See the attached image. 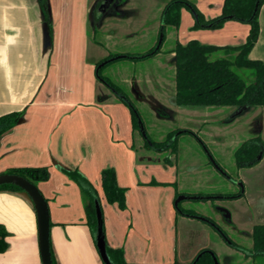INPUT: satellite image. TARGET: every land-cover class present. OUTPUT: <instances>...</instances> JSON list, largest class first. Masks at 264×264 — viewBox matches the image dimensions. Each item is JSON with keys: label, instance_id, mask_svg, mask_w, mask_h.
<instances>
[{"label": "crops", "instance_id": "obj_1", "mask_svg": "<svg viewBox=\"0 0 264 264\" xmlns=\"http://www.w3.org/2000/svg\"><path fill=\"white\" fill-rule=\"evenodd\" d=\"M49 1L50 46L39 0H0V117L22 114L0 136V174L16 168L47 169L48 178L37 186L49 204L57 264H105L88 223L84 194L65 169L78 171L96 189L107 244L121 249L127 264L190 262L213 243L206 225L192 227L194 218H199L180 215L175 200L192 175L202 170L194 163L181 168L177 162L139 156L130 107L111 88L107 89L111 94L107 93L97 78L102 51L92 42L91 25L94 28L93 8L101 0ZM190 1L208 19L222 13L224 0ZM259 23V39L249 57L264 61V4ZM218 30L205 32L207 36L217 32L216 37H192L202 44L238 46L246 41L250 25L228 20ZM113 35L109 32L105 37L107 49L114 42ZM188 41L176 39L175 43ZM173 49L169 53L174 57ZM180 107L195 110V116L205 118V123L229 109L234 118L226 119L225 126L233 124L237 115L254 110L248 123L264 143V106L249 107L240 114V107L235 106ZM105 168H114L118 184L127 190L125 209L107 201L102 185ZM240 170L246 174L240 175L244 191L235 199L239 205L235 214L230 212V220L236 217L240 236L251 240L252 249L253 227L264 224V154L258 163ZM0 223L9 232L0 264H43L37 214L24 193L0 190ZM241 250L233 248L238 262L226 264L251 262L247 255L251 250Z\"/></svg>", "mask_w": 264, "mask_h": 264}, {"label": "rangeland", "instance_id": "obj_2", "mask_svg": "<svg viewBox=\"0 0 264 264\" xmlns=\"http://www.w3.org/2000/svg\"><path fill=\"white\" fill-rule=\"evenodd\" d=\"M168 1L118 0L105 15L98 17L94 28L91 25L92 42L99 45L102 51L97 63L114 58L117 54L138 57L147 53L159 40L163 27L162 12ZM195 6L208 19L199 6L197 4ZM196 23L193 11L184 6L181 10L179 29L171 25L165 26V41L158 54L146 58L113 60L101 69L102 80L98 76L97 78L103 83L107 93H109L107 89L110 88L109 82L124 92V96L138 110L148 139L156 142L155 148L147 146L141 131L135 129V147L139 156L145 159L159 158L162 161L171 158L170 162H177L181 168L190 167L191 163H194L202 170L199 174L192 175L191 181L186 182L183 194L180 195H197L205 198L183 200L180 202V208L195 217L201 216L209 220L207 223L194 218L191 225L192 227L206 225L213 243L209 249L215 252L220 263L226 264L238 262L235 261L238 255H232L233 248L242 249V253L251 250V240L240 236L236 217L230 220L221 210L223 208L235 214L239 202L235 201L237 198L230 196L244 191V184L240 178L243 172L240 169L243 167L237 163L235 152L250 139H258L262 143L263 141L262 137L255 133L253 124L248 123L254 110L237 115L240 117L233 124L225 126L226 119L234 118L229 109L220 117L217 115L216 119L215 117L206 119L209 122L205 123V118L195 116L193 112L195 110L180 107L175 103V62L169 50L175 47L176 39L182 42L189 38V41L200 42L199 38L192 37L193 34L205 38L209 35L205 32L220 29L199 27ZM109 32L114 34V42L110 43L107 49L105 37ZM216 36L217 32L207 37ZM238 72L248 78L246 69H238ZM104 79L109 81L108 84L103 81ZM198 110L203 111V108L200 107ZM255 121L256 119H253V122ZM170 134H173L171 139ZM176 136L177 140L170 147ZM174 148L176 152L173 151ZM260 153L263 156L264 149ZM179 214L182 215L181 212ZM228 257L233 261H229ZM255 262L264 264V256L256 257Z\"/></svg>", "mask_w": 264, "mask_h": 264}, {"label": "trees", "instance_id": "obj_3", "mask_svg": "<svg viewBox=\"0 0 264 264\" xmlns=\"http://www.w3.org/2000/svg\"><path fill=\"white\" fill-rule=\"evenodd\" d=\"M39 2L44 15L47 45L50 46L53 41L50 1L39 0ZM263 4L264 0H224L222 13L214 18L206 19L190 0H169L166 3L162 12L164 32L166 25H171L175 28L179 27L181 10L184 6L193 11L197 19L196 26L199 27L221 28L228 20H236L250 25L246 41L238 46L202 44L197 40H191L187 44L176 42L172 52L175 53V103L178 106H264V61L252 60L249 57L251 50L259 39V12ZM157 44L141 56L135 57L126 54L122 58L137 59L156 55L161 51L163 43L160 48L156 49ZM118 55L114 56V60L118 59ZM100 63H97L96 67ZM101 69L97 73L99 79H101ZM238 69H246L248 78L240 75ZM103 81L107 82L106 84L109 82L105 79ZM108 86L113 88L117 97L130 107L133 129L140 130V117L136 107L132 103V105H129L120 98V95H124V92L115 85L109 82ZM21 116L20 112H12L1 116L0 136L12 129L19 122ZM172 136L173 134H170L169 139ZM149 140L152 145L147 140H145V144L155 148L157 146L156 142ZM176 140L177 137L174 138L169 146L171 147ZM164 147L166 148L167 146L165 145ZM263 149L264 144L258 139H250L244 142L235 152L237 163L241 167L255 165L261 160L258 157ZM173 151L176 152V149L174 148ZM166 161H170L169 158H166ZM64 172L77 182L84 194L88 223L95 236L97 231L96 201H100L98 193L94 186L78 171L65 169ZM8 173L22 175L35 184L48 178V172L45 168H16L11 169ZM102 185L107 201L110 203L116 202L121 209H125L127 190L118 184L114 168L103 169ZM0 190L21 191L22 189L14 184H4L0 186ZM240 196H242V193L230 196V198H238ZM177 210L182 214L194 216L181 209L180 203ZM8 235V230L0 223V252H4L7 249L6 237ZM252 240L253 247L250 253L247 254L252 257V262L236 264H257L255 258L264 256V224H256L253 227ZM107 250L113 264H127L124 261L121 249H112L107 244ZM51 252L53 263L57 264L52 245ZM213 253H215L213 250L204 248L189 264H216ZM219 264L222 263L219 262Z\"/></svg>", "mask_w": 264, "mask_h": 264}, {"label": "water", "instance_id": "obj_4", "mask_svg": "<svg viewBox=\"0 0 264 264\" xmlns=\"http://www.w3.org/2000/svg\"><path fill=\"white\" fill-rule=\"evenodd\" d=\"M117 1L118 0H101L99 2V5L98 6L96 5V7L93 8V11H92L93 20L96 21L98 17L105 15L113 4L116 5ZM164 37H165L164 27H161L160 37H159L156 49L161 47ZM125 56L126 55H118L117 58L119 59ZM114 59L115 58H111V59H108L100 63L97 67V73L102 67H104L107 63L113 61ZM113 91L115 92L114 89ZM120 98L126 101L129 105H132L129 99L125 97L124 95H120ZM247 108H249V106L240 107L237 114L242 113L243 111L247 110ZM139 124H140V131L144 139L147 140L150 145H152V142L147 137L144 125L140 118H139ZM261 158H262V154L259 155L258 159L260 160ZM4 184H14L20 187L22 190L19 192L24 193L34 205V208L37 214L39 246H40V252H41L43 264H54L53 258H52V252H51V236H50L51 235V216H50V209H49V204H48L47 199L45 198V196L43 195V193L41 192L37 184L33 183L31 180H29L28 178L22 175L13 174V173H2L0 174V186ZM204 198L205 197L203 196H197V195H179L175 200V206L178 207V204L182 202L183 200L204 199ZM221 210L225 212V216L228 219H230L231 214L223 208ZM197 217L201 220L209 222V220L205 217H201V216H197ZM96 220H97V231L95 235V240H96L98 251L105 264H113V261L107 250V241H106L105 230H104V217H103V211H102L100 201H96ZM213 257L215 259V263L219 264V261L215 253H213Z\"/></svg>", "mask_w": 264, "mask_h": 264}]
</instances>
